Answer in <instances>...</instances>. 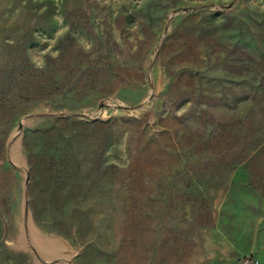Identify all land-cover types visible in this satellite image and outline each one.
Returning <instances> with one entry per match:
<instances>
[{
  "label": "rangeland",
  "instance_id": "rangeland-1",
  "mask_svg": "<svg viewBox=\"0 0 264 264\" xmlns=\"http://www.w3.org/2000/svg\"><path fill=\"white\" fill-rule=\"evenodd\" d=\"M32 233L264 264V0H0V264Z\"/></svg>",
  "mask_w": 264,
  "mask_h": 264
},
{
  "label": "crops",
  "instance_id": "crops-1",
  "mask_svg": "<svg viewBox=\"0 0 264 264\" xmlns=\"http://www.w3.org/2000/svg\"><path fill=\"white\" fill-rule=\"evenodd\" d=\"M30 237L31 240L27 242V247L24 249L29 255V264H65L63 239L54 238L47 241V239L44 240L46 237H39L34 233ZM15 250V247L10 248L8 252L14 254Z\"/></svg>",
  "mask_w": 264,
  "mask_h": 264
},
{
  "label": "trees",
  "instance_id": "trees-1",
  "mask_svg": "<svg viewBox=\"0 0 264 264\" xmlns=\"http://www.w3.org/2000/svg\"><path fill=\"white\" fill-rule=\"evenodd\" d=\"M42 114H44V113H42ZM42 114H39V115H42ZM50 114H52V113H50Z\"/></svg>",
  "mask_w": 264,
  "mask_h": 264
}]
</instances>
